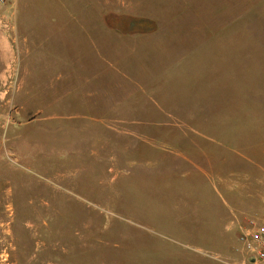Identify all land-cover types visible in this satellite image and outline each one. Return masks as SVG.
<instances>
[{
    "label": "rangeland",
    "instance_id": "obj_1",
    "mask_svg": "<svg viewBox=\"0 0 264 264\" xmlns=\"http://www.w3.org/2000/svg\"><path fill=\"white\" fill-rule=\"evenodd\" d=\"M103 1L22 0L48 53H0V264H239L264 219V0Z\"/></svg>",
    "mask_w": 264,
    "mask_h": 264
},
{
    "label": "crops",
    "instance_id": "obj_2",
    "mask_svg": "<svg viewBox=\"0 0 264 264\" xmlns=\"http://www.w3.org/2000/svg\"><path fill=\"white\" fill-rule=\"evenodd\" d=\"M21 2L22 0H4L0 1V41H1V46H0V53H6L8 54L9 52H15L17 53V59L18 63H22L25 61L29 56L32 55V59L35 60V62H40L42 63L43 60V54L48 53L45 48H42V36L40 34V29L42 26V29H45L48 27V22L44 21L41 26H36L35 24L32 26L31 19L28 18L25 15L21 14L20 7H21ZM135 0H104L102 2L103 5H109L113 9H115L117 12H123L127 14H134L136 15V9L134 8L135 5ZM63 17L59 16H50V21L49 22H54L56 20L60 21L62 25H65L67 19H61ZM68 18V17H64ZM91 21H97L98 18L96 16H93ZM11 23H13L11 25ZM14 27L16 28L17 31H19L16 35L15 38H11L10 33L11 28ZM84 28V27H83ZM93 30L97 31V33H93V31H89L87 29H83L84 36L87 38L93 39V35H98L99 36V25L96 24L93 26ZM13 30V29H12ZM21 31H24L21 33ZM82 31V30H81ZM111 29L109 30V32ZM108 32V34H109ZM8 33V36L6 34ZM21 33V34H20ZM112 33V32H110ZM131 34L130 32H124L122 35L123 37ZM150 34V33H149ZM136 35H139L140 37L147 36L148 34H145V32H138ZM17 36V37H16ZM97 36V38H98ZM51 37V36H50ZM11 38V39H9ZM11 40H16V51L13 49L12 46V41ZM52 49L50 52L56 51V44L57 41H52ZM95 43L97 41L95 40ZM99 43V41H98ZM55 44V45H53ZM124 46V44H122ZM39 47V48H38ZM119 47V46H118ZM66 53V51H63V53ZM85 55V53H82ZM87 55V54H86ZM66 59H68L66 57ZM71 62L69 61L70 66L72 67V57H70ZM85 57L81 58V60L77 61L75 65H73L75 68L81 69V70H87V69H97L99 68V64H92L91 62H85ZM102 69V68H101ZM216 98V97H215ZM218 100V99H216ZM201 115V114H200ZM201 134L204 136V133Z\"/></svg>",
    "mask_w": 264,
    "mask_h": 264
},
{
    "label": "built area",
    "instance_id": "obj_3",
    "mask_svg": "<svg viewBox=\"0 0 264 264\" xmlns=\"http://www.w3.org/2000/svg\"><path fill=\"white\" fill-rule=\"evenodd\" d=\"M239 241L246 249V257L239 264H264V219L248 220Z\"/></svg>",
    "mask_w": 264,
    "mask_h": 264
}]
</instances>
